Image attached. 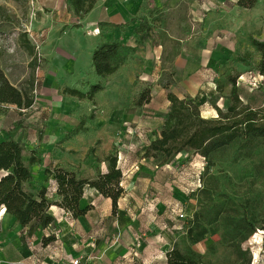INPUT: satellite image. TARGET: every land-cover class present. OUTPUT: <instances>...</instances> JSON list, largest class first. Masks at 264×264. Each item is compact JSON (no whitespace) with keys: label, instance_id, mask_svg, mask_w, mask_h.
Returning <instances> with one entry per match:
<instances>
[{"label":"crops","instance_id":"crops-1","mask_svg":"<svg viewBox=\"0 0 264 264\" xmlns=\"http://www.w3.org/2000/svg\"><path fill=\"white\" fill-rule=\"evenodd\" d=\"M38 1H41L39 11L49 19L32 23L35 29L44 30L39 49L44 61L37 73L34 105L28 110H20L13 105L0 104V108L10 106L20 113L30 112L27 118L16 116L14 120L0 112V128L7 133H2L0 140L8 137L36 146L42 144L39 148L41 159L31 166L32 189L39 186L48 190L55 188L54 177L47 176L45 170L61 162L55 159L56 144L91 136L104 143L112 142L113 137L107 134L108 126H112L109 112L113 107L118 108L114 96L125 95L123 88L127 90L129 77L152 87V100L143 108L152 105L156 101L155 95L160 94L167 103L168 113L170 103L166 96L171 92L194 102L216 101L214 108L202 115L216 118V108L225 112L229 104L232 84L223 78L229 71L232 76L238 75L236 86L241 100L254 109L264 108V90L263 96L254 98L245 81L248 73L257 70L253 68L260 61V54L249 39L264 41V20L260 23L259 12L255 9L257 5L244 9L239 6V0H98L83 19L75 17L71 11L73 15L69 20L78 27L73 25L64 30L68 24L69 1ZM142 21L151 26L150 36L137 43L140 33L134 31ZM46 25L50 27L46 28ZM91 30H98L100 34H93ZM61 31L73 32L80 39L63 43L56 39ZM85 31L89 33L87 38H84ZM50 33L55 37L52 42ZM193 37L195 41L190 40ZM115 40L137 47V51L108 78L105 89L96 95L99 100L101 94H108L112 101L106 106L93 105L94 113L102 116L87 126L84 121L88 105L85 108V104L79 103L73 108L62 105L60 99L64 97L76 99L61 92L66 86L87 92L90 85L98 83L100 79L93 72L91 54L100 42ZM165 70L175 81L168 90L159 85ZM85 80L90 83H84ZM218 81L225 83L221 94L217 91ZM23 120L26 124L22 123ZM123 121L128 120L123 118ZM82 123V130L74 134ZM24 124L27 128H23ZM89 127L100 130L93 134L87 129ZM109 152L107 149L98 153V158L104 160ZM86 154L83 152L76 162H68L78 165ZM125 161L129 163L127 158ZM101 165V172H106L107 164L101 162ZM119 167L123 172L124 195L118 201L116 213L111 199L104 198L95 189L86 188L80 201L81 209L89 207L85 216L74 219L64 210L52 206L50 213L57 220V227L38 228L32 237H28L27 229L4 209L0 210V264H68L73 258H82L88 264H167L166 252L175 242L179 220L161 219L158 212L150 211L153 205L148 199L141 203V210H136V204L139 206L140 203L135 192H141L142 197L153 183H136L138 178L132 169L125 173L123 166ZM51 235H55L56 241L44 246L43 238Z\"/></svg>","mask_w":264,"mask_h":264},{"label":"rangeland","instance_id":"rangeland-1","mask_svg":"<svg viewBox=\"0 0 264 264\" xmlns=\"http://www.w3.org/2000/svg\"><path fill=\"white\" fill-rule=\"evenodd\" d=\"M39 4L41 1L38 0H0V67L11 83L21 89H29L31 81L36 82L38 70L44 61L39 50L44 40V30L32 27L36 21L49 19L43 11H39ZM256 5L261 23L264 20V0H259ZM71 13L68 4V24L64 30L74 25L69 20L73 15ZM49 27L46 25V28ZM91 31L100 34L96 30ZM59 34L56 39H61L63 43L80 39L73 32L68 34L61 31ZM88 34L85 31L84 38ZM54 38V33H50L49 40L52 42ZM190 40L195 41L194 37ZM29 47H34V57L30 55ZM33 58H36L34 67L31 66ZM258 74L257 70H253L245 78L248 83L250 76L257 77L256 88L248 85L254 98L263 96L264 80H259ZM89 81L85 80L84 83L89 84ZM126 82L128 88H123L125 95L120 93L114 96L118 108L113 107V111L109 112L108 119L112 126H108L106 132L113 137L112 142L104 143L91 136L85 140L71 139L67 143L56 144L55 159L61 161L58 164H65L81 176L93 179L102 171L103 159L98 158V153L110 149L120 159L119 165L123 166L125 173L132 169L133 175L138 178L136 183H153V187L149 188V185L142 197L141 192H135V198L140 203L139 206L136 204V210H141V203L148 199L153 205L150 211L158 212L161 219L179 220L174 248L192 255L200 264H264V234L257 231L248 237V230L241 224L245 211L258 221L264 215V141L258 142L248 152H240L236 146L221 150L211 162L192 152H182L165 164H161V156L145 158L150 141L158 138V129L166 119L167 103L160 94H156V101L152 105L139 110L131 107V98L136 97L146 84L139 79L132 80V77ZM107 83L108 80L104 82ZM32 95L34 97V93ZM60 100L62 105L67 104L72 108L78 103L85 104L83 108L88 105L84 122L89 126L97 121L98 116H102L95 114L92 106H106L111 103L112 97L101 94V99H96L95 103L78 102L67 97ZM215 102L206 99L195 103L205 115L207 110L214 108ZM0 110L5 117L13 120L16 116L25 119L30 113H20L10 106H1ZM123 118L128 121H123ZM25 124L23 128H27ZM87 129L93 134L100 130ZM2 133L7 134L0 128V137ZM19 143L25 148V163H29L32 156L36 160L41 159V143L38 146ZM85 151L86 157L78 165L68 162L80 160ZM126 158L129 163L125 161Z\"/></svg>","mask_w":264,"mask_h":264},{"label":"trees","instance_id":"trees-1","mask_svg":"<svg viewBox=\"0 0 264 264\" xmlns=\"http://www.w3.org/2000/svg\"><path fill=\"white\" fill-rule=\"evenodd\" d=\"M15 2L21 0H12ZM74 16L83 19L96 6L98 0H68ZM259 0H239V6L251 9ZM78 27V25H74ZM151 26L143 21L135 29L139 34L137 43L146 40L150 35ZM249 43L260 54L257 70L264 74V41L253 38ZM28 44V43H27ZM30 55L34 57V47H29ZM137 51V47L123 44L119 40L102 41L91 54L92 69L100 81L92 84L87 92L64 87L62 95L75 98L78 101L95 103L96 95L105 89L104 82L114 75ZM36 58L31 66L34 67ZM223 78L232 84L227 110L216 108V118H204L201 109L190 98H180L169 92L166 96L170 109L166 119L158 129V138L152 141L145 158L161 156V164L169 162L182 152H192L202 159L211 162L213 156L221 150L236 146L240 152H248L258 142L264 141V108L254 109L241 100L236 82L238 75L232 76L229 71ZM173 75L165 70L159 80V85L168 90L174 85ZM218 93H223L225 83L218 81ZM35 83L31 81L29 89H21L11 83L0 67V104L16 106L20 110H28L34 105ZM152 100V87L146 85L136 97L131 98L130 106L143 108ZM83 123L77 126L74 134L82 130ZM24 146L11 138L0 140V210L13 216L18 224L27 229V236L32 237L38 228L57 227V220L50 213V208L56 206L69 213L74 219L83 217L89 207L80 208V201L86 188L95 189L104 198L111 199L113 212L116 213L118 201L124 195L121 185L123 172L118 165V158L109 152L102 162L107 164V171L99 172L93 179L81 176L65 164H57L47 168V176H53L55 188L50 192L46 187H33L31 166L38 162L31 157L29 163L24 162ZM243 228L248 230V237L257 231L264 234V215L257 218L244 212L241 221ZM56 241L55 235L44 237V246ZM167 264H200L199 260L190 254H185L172 246L166 252ZM249 264V262H248Z\"/></svg>","mask_w":264,"mask_h":264},{"label":"built area","instance_id":"built-area-1","mask_svg":"<svg viewBox=\"0 0 264 264\" xmlns=\"http://www.w3.org/2000/svg\"><path fill=\"white\" fill-rule=\"evenodd\" d=\"M97 32H99L98 30H97ZM38 48V47H37ZM258 77H259V80H264V74H258ZM249 80L250 81H248V85L250 86V87H257V77L255 76V77H253V76H250V78H249ZM120 161V159H118V165H119V162ZM50 192H52V190H49ZM172 247L170 246L169 247V249H171ZM168 249V250H169ZM68 264H88L86 261H84L82 258H73V259H71L70 261H69V263Z\"/></svg>","mask_w":264,"mask_h":264}]
</instances>
